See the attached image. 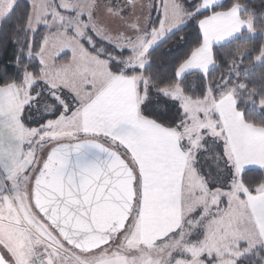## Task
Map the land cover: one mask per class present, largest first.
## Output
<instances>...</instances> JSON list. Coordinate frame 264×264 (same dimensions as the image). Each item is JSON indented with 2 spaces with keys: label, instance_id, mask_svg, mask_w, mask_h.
<instances>
[{
  "label": "snow or ice",
  "instance_id": "obj_1",
  "mask_svg": "<svg viewBox=\"0 0 264 264\" xmlns=\"http://www.w3.org/2000/svg\"><path fill=\"white\" fill-rule=\"evenodd\" d=\"M0 264H264V0H0Z\"/></svg>",
  "mask_w": 264,
  "mask_h": 264
}]
</instances>
